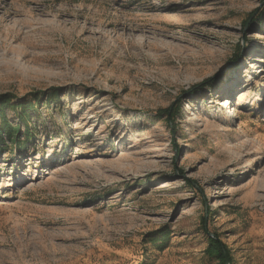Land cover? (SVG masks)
<instances>
[{"label": "rangeland", "instance_id": "rangeland-1", "mask_svg": "<svg viewBox=\"0 0 264 264\" xmlns=\"http://www.w3.org/2000/svg\"><path fill=\"white\" fill-rule=\"evenodd\" d=\"M2 95L0 264H264V0H0Z\"/></svg>", "mask_w": 264, "mask_h": 264}, {"label": "trees", "instance_id": "trees-1", "mask_svg": "<svg viewBox=\"0 0 264 264\" xmlns=\"http://www.w3.org/2000/svg\"><path fill=\"white\" fill-rule=\"evenodd\" d=\"M254 14L251 13L246 21L243 23L244 26L249 24L252 15ZM239 59V54H236L233 58V63H235ZM232 63V64H233ZM213 81L211 79L205 80L203 83L199 84L198 88H204L205 86H208L210 83ZM196 89L193 88L192 92H195ZM50 93H53L49 98H54L57 95V90L52 89ZM37 93L30 94L27 96V98L31 97L35 100L38 99ZM49 100V99H48ZM11 101H13V97L9 95H2L0 96V110H2L5 107L10 106ZM16 108H19L25 113L29 108L32 107L31 102L28 104H17L15 106ZM180 108L178 106H174L171 110L169 109H162L158 110L156 115L160 117L166 118V120H170L173 124L175 123V117L179 113ZM22 113V115H23ZM4 119V118H3ZM19 130L15 127H12L8 122L3 120L2 125L0 126V147H4V149L7 147L5 141L3 140V135L8 138L10 144H15L19 145L21 142H18V135ZM193 188V187H192ZM209 215V214H208ZM201 224L204 225V216L201 219ZM208 247L205 250V254L212 260L217 261L219 264H224V255H226L229 264L232 263V259L228 254V251L225 249V247L217 240V238H208Z\"/></svg>", "mask_w": 264, "mask_h": 264}, {"label": "water", "instance_id": "water-1", "mask_svg": "<svg viewBox=\"0 0 264 264\" xmlns=\"http://www.w3.org/2000/svg\"><path fill=\"white\" fill-rule=\"evenodd\" d=\"M209 237H212V235H210V234H207ZM224 264H229L228 263V260H227V258H226V256L224 255Z\"/></svg>", "mask_w": 264, "mask_h": 264}, {"label": "bare ground", "instance_id": "bare-ground-1", "mask_svg": "<svg viewBox=\"0 0 264 264\" xmlns=\"http://www.w3.org/2000/svg\"><path fill=\"white\" fill-rule=\"evenodd\" d=\"M227 102L226 103H224V106H227ZM229 106V105H228ZM228 114V118H232V116L234 115L233 113H227Z\"/></svg>", "mask_w": 264, "mask_h": 264}]
</instances>
